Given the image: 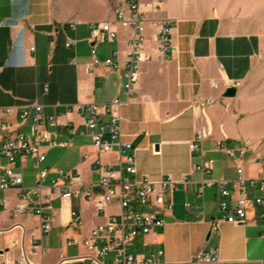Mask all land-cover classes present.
Here are the masks:
<instances>
[{
	"label": "crops",
	"instance_id": "0c3cea01",
	"mask_svg": "<svg viewBox=\"0 0 264 264\" xmlns=\"http://www.w3.org/2000/svg\"><path fill=\"white\" fill-rule=\"evenodd\" d=\"M120 0H0V107H13L9 115L0 114L16 132L28 135L30 120L20 123L22 106L36 101L43 106L46 119L55 115L56 125L46 124L58 144H42L45 159L16 155L12 169L22 174L23 186L35 184V173L50 169L45 180L49 186L55 170H73L82 154V180L96 181L98 173L91 162L97 156L103 163L117 161L115 151L100 154L83 124L87 111L74 110L72 121L64 124V113L76 103L103 105L115 96L124 99V63L127 31L117 26L118 37L97 43L99 59L112 58L118 68L92 62L88 35L90 24L112 21ZM171 19L169 39L174 56L167 60L141 62L134 97L121 106V128L126 140L135 145V166L150 179L176 180L173 190L164 192L171 209L161 212L163 228L134 236L127 250L135 255L157 256L153 264H264V208L254 197L262 195L257 184L247 186V215L244 223H231L217 210L215 194L218 179L226 187H236V165L242 164L248 177H258L263 161L241 160L237 151L242 138H251L254 150L264 157V0H163L158 12H149L146 34L151 38L155 19ZM74 40L66 45L67 38ZM33 46V50L30 47ZM149 40L147 50H152ZM233 86L235 93L225 95ZM213 98L202 111L198 100ZM75 126V133L69 130ZM209 130L198 149L188 143L197 130ZM224 140L234 148L228 155L216 148ZM212 160V169L201 172L196 164ZM5 158L0 163L5 164ZM203 179L201 196L197 190ZM0 250L10 246L14 237L30 251L36 264H87L75 256L86 253L81 243L91 226L106 221L117 208L96 211L77 198H54L51 230L40 246L32 249L30 234L36 232L35 214L10 209L19 199L16 187L0 189ZM188 203V206L185 205ZM81 211L82 226L71 225V211ZM219 219L218 228L212 227ZM70 240H75L70 242ZM217 249L218 260L190 261L199 252ZM42 250V252H41ZM19 249L0 253L16 259Z\"/></svg>",
	"mask_w": 264,
	"mask_h": 264
},
{
	"label": "built area",
	"instance_id": "2783aa9c",
	"mask_svg": "<svg viewBox=\"0 0 264 264\" xmlns=\"http://www.w3.org/2000/svg\"><path fill=\"white\" fill-rule=\"evenodd\" d=\"M163 0H120L116 17L112 21H96L90 24L88 42L92 62L89 68L95 65L118 68L120 65L108 57L99 59L96 55L97 43L114 40L118 37L117 26L124 28L127 33L126 60L124 63L126 80L122 89L124 99L115 96L103 105V110L95 102L88 104L76 103L68 107L64 113V124L71 120L70 113L74 110L87 111L88 117L83 124L89 131L93 146L100 154L115 151L117 161L103 163L99 156L91 162L92 170L98 173V179L86 183L82 180L83 168L80 166L88 155L82 154L80 163L73 170L64 171L56 169L55 176L49 186L45 180L50 169L43 168L35 173V184L31 187L23 186L22 174L12 169L16 155H29L38 161L45 159L42 144L56 146L58 142L53 137L46 124L56 125L55 115L46 119L43 115V106L36 101L22 106L20 123L30 120V132L25 135L10 128L7 122L0 121V158L6 159L5 164L0 163V189L16 187L19 199L10 211L18 213L35 214L39 219L36 232L30 234L32 249L40 246L42 238L52 227L51 219L54 213L53 199L70 200L77 198L88 202L98 212H105L107 206L117 208L107 215L106 221L94 224L88 234L82 238L81 243L86 253L75 256L76 259L85 260L87 264H153L157 256L162 255L159 250L156 255L143 257L128 252V242L138 234H146L164 227L161 212L171 209L172 202H164V192L176 187V180L171 175L164 179H150L147 174H139L135 166V145L131 140L124 138L121 128V106L134 97L136 86L140 77L141 62L146 60H167L174 56L171 49L169 33L171 19L161 18L152 21L154 32L150 37L146 34V22L149 12H158L162 8ZM152 39V50H147V44ZM75 42L67 38L66 45L72 46ZM33 50V46L30 47ZM214 102L213 98L198 100L199 106L204 108ZM13 107H0V114L9 115ZM75 133V126L69 130ZM209 130H197L195 137L188 143L190 149H198L200 143L208 135ZM264 141V140H263ZM255 142L251 138H242L236 148L241 160L263 161V154L254 150ZM216 148L228 155H233L234 148L224 140L216 141ZM194 169L203 173L212 169V160H204L194 166ZM236 187L230 190L226 187L228 179H218V189L215 194L217 210L223 213V219L231 223H244L247 215V186L257 184L262 195L255 196V203L264 208V170L258 177H248L242 164L236 165V177L233 179ZM212 180L203 179L197 190L201 196L203 187L210 185ZM5 198H0V204L5 205ZM188 206V203L185 202ZM219 219H214L212 227L218 228ZM71 225L82 226L81 211H71ZM75 240H70L73 242ZM19 249L16 258L20 264H36L28 252L21 246L20 238L14 237L10 246L0 250L8 253L10 249ZM42 252V250H41ZM218 260L217 249L209 252H199L191 256L190 261L211 262ZM13 257L6 255L0 264H12Z\"/></svg>",
	"mask_w": 264,
	"mask_h": 264
},
{
	"label": "water",
	"instance_id": "95a60500",
	"mask_svg": "<svg viewBox=\"0 0 264 264\" xmlns=\"http://www.w3.org/2000/svg\"><path fill=\"white\" fill-rule=\"evenodd\" d=\"M234 93H235V88L233 86H230L225 90V95H233Z\"/></svg>",
	"mask_w": 264,
	"mask_h": 264
}]
</instances>
